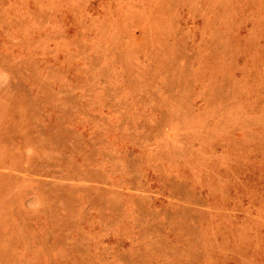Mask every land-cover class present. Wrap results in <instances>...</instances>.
Here are the masks:
<instances>
[{
    "label": "rangeland",
    "instance_id": "1",
    "mask_svg": "<svg viewBox=\"0 0 264 264\" xmlns=\"http://www.w3.org/2000/svg\"><path fill=\"white\" fill-rule=\"evenodd\" d=\"M0 264H264V0H0Z\"/></svg>",
    "mask_w": 264,
    "mask_h": 264
}]
</instances>
